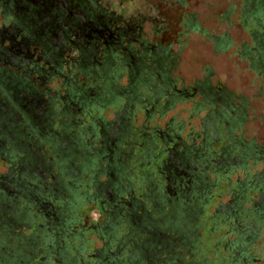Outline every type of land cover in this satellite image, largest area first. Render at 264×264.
Returning a JSON list of instances; mask_svg holds the SVG:
<instances>
[{"label":"flooded vegetation","instance_id":"1","mask_svg":"<svg viewBox=\"0 0 264 264\" xmlns=\"http://www.w3.org/2000/svg\"><path fill=\"white\" fill-rule=\"evenodd\" d=\"M113 1L0 0V264H204L209 221L233 232L222 264L255 262L264 157L245 162L264 149L235 133L244 101L208 75L177 88L161 10ZM242 6L257 21L261 0ZM250 36L243 54L264 71V29ZM183 101L198 130L161 124Z\"/></svg>","mask_w":264,"mask_h":264},{"label":"rangeland","instance_id":"2","mask_svg":"<svg viewBox=\"0 0 264 264\" xmlns=\"http://www.w3.org/2000/svg\"><path fill=\"white\" fill-rule=\"evenodd\" d=\"M147 8L152 3L161 10L162 17L166 18L168 30L166 45H170L172 52H178V59L170 75L175 78L177 88L193 86L195 81H202L208 75L212 85L225 86L234 93L233 100L244 101L245 115L241 127L236 128L235 133L241 135L244 141L251 142L264 149V71H258L253 63L249 62L243 54V46H252L251 32H260L264 29V0H261L262 10L255 13L257 21L252 18L242 19L243 0H143ZM165 2V3H163ZM129 3L125 0H114L115 9L122 10ZM129 6V5H128ZM194 17V24L188 27L183 24V17ZM219 45L214 38H222ZM163 37V36H161ZM163 41V40H162ZM195 98H199L196 95ZM192 104L190 101L177 103L168 109L160 120L163 124L168 118L174 116L175 121L186 124L185 131L192 124L196 130L200 128L197 117H190ZM203 111L199 112V116ZM139 124V123H137ZM253 159L245 162L246 171L252 172L263 167L264 151L257 154ZM244 169L237 168L231 173L230 181L234 185L237 174L242 178ZM227 183L220 189L215 188L217 194L220 190L222 201H228L231 187L226 190ZM217 199L208 207L207 214L212 215ZM212 217V216H211ZM213 218V217H212ZM214 219V218H213ZM202 230L200 241L204 246L200 256H204V264H222L221 257H226L224 242L233 232L225 234L227 226L221 225L212 230ZM216 246V247H215ZM250 255L256 259L250 264H264V227H262L258 238L251 245ZM247 256V254H246ZM224 264H229L226 260Z\"/></svg>","mask_w":264,"mask_h":264},{"label":"trees","instance_id":"3","mask_svg":"<svg viewBox=\"0 0 264 264\" xmlns=\"http://www.w3.org/2000/svg\"><path fill=\"white\" fill-rule=\"evenodd\" d=\"M200 253H201V252H198V253H197V255H196L197 258H200V257H201V256H200Z\"/></svg>","mask_w":264,"mask_h":264}]
</instances>
